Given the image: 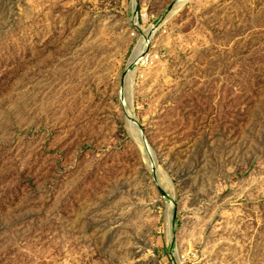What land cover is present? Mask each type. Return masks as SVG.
Masks as SVG:
<instances>
[{
  "label": "rangeland",
  "instance_id": "rangeland-1",
  "mask_svg": "<svg viewBox=\"0 0 264 264\" xmlns=\"http://www.w3.org/2000/svg\"><path fill=\"white\" fill-rule=\"evenodd\" d=\"M179 1L0 0V264H264V0Z\"/></svg>",
  "mask_w": 264,
  "mask_h": 264
},
{
  "label": "bare ground",
  "instance_id": "bare-ground-1",
  "mask_svg": "<svg viewBox=\"0 0 264 264\" xmlns=\"http://www.w3.org/2000/svg\"><path fill=\"white\" fill-rule=\"evenodd\" d=\"M190 0H181L177 3V5L174 7L173 11L171 12L170 16L167 17V19H171L173 18L180 10H182V8L189 2ZM143 44V43H142ZM141 47L140 45L137 46L136 50L134 51L133 57L131 59L134 60L138 57V55L141 52ZM135 62V61H134ZM135 65V64H134ZM133 77H134V72L130 71L127 75L126 78V83H127V95H128V101L130 103H132V92H131V88H132V83H133ZM126 91V90H125ZM125 101V100H124ZM131 106V105H130ZM123 108V107H122ZM126 116V115H125ZM126 125L128 126V128L130 129V131L137 135L140 134V131L137 129L135 122L132 119H126ZM135 137V136H134ZM139 142V141H138Z\"/></svg>",
  "mask_w": 264,
  "mask_h": 264
},
{
  "label": "built area",
  "instance_id": "built-area-1",
  "mask_svg": "<svg viewBox=\"0 0 264 264\" xmlns=\"http://www.w3.org/2000/svg\"><path fill=\"white\" fill-rule=\"evenodd\" d=\"M151 57H152V54L151 53H148V54H140L138 59H139V62L142 64V65H145L146 63L150 62L151 61Z\"/></svg>",
  "mask_w": 264,
  "mask_h": 264
},
{
  "label": "water",
  "instance_id": "water-1",
  "mask_svg": "<svg viewBox=\"0 0 264 264\" xmlns=\"http://www.w3.org/2000/svg\"><path fill=\"white\" fill-rule=\"evenodd\" d=\"M146 144H147V141L145 140ZM148 145V144H147Z\"/></svg>",
  "mask_w": 264,
  "mask_h": 264
}]
</instances>
